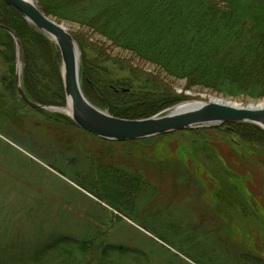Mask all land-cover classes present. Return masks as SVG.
<instances>
[{
    "label": "rangeland",
    "instance_id": "374dc122",
    "mask_svg": "<svg viewBox=\"0 0 264 264\" xmlns=\"http://www.w3.org/2000/svg\"><path fill=\"white\" fill-rule=\"evenodd\" d=\"M50 16L77 42L82 89L103 110L109 111L98 94L84 84L83 60L93 66L102 82L126 80L138 87L129 66L158 79L180 97L164 112L178 104L208 102L211 98L243 105L264 100L229 98L197 86L188 88L184 79L171 77L114 46L89 27ZM18 45L16 42L15 96L8 91V69L0 56V247L16 251V260L29 253L32 246L33 252L36 247L51 244L54 238L68 236L93 244L94 253L82 264H264L263 161L236 163L228 168L231 173L238 171L232 179L209 163L195 166L187 162V170L179 162L180 149L173 141H167L160 155H171L172 160L158 161L134 157L137 150L132 145L124 147L109 139L85 137L79 127L68 124L73 120L63 110L68 108L67 97L64 105L40 103L62 108L59 111L38 110L21 99L18 85L24 89L23 62ZM60 63L62 75L61 57ZM53 86L50 84L52 90ZM85 152L94 153L95 162L139 171L154 193L125 194L118 184L104 177L94 182L98 175L95 178L91 162H95ZM224 152L228 160L237 161L228 150ZM80 181L86 185H80ZM232 186L238 188L231 190ZM108 189L121 205L107 199ZM211 189L217 194L223 190L226 199L211 193Z\"/></svg>",
    "mask_w": 264,
    "mask_h": 264
},
{
    "label": "trees",
    "instance_id": "16d2710c",
    "mask_svg": "<svg viewBox=\"0 0 264 264\" xmlns=\"http://www.w3.org/2000/svg\"><path fill=\"white\" fill-rule=\"evenodd\" d=\"M37 1L47 14L89 27L114 46L135 54L171 77L184 79L188 88L197 86L229 98H264V0ZM0 24L13 31L12 36L0 28V56L8 69L10 80L6 84L10 95H16L17 42L26 94L39 103L64 105L66 94L58 47L3 0H0ZM92 67L86 60L82 61L84 84L90 92L98 94L113 115L148 117L180 99L172 88L131 66L127 67L140 84L138 87L127 84L126 80L102 82ZM50 84H54L53 90ZM68 124L79 127L73 121ZM79 132L100 140L82 128ZM112 141L124 147L132 145L137 150L132 153L134 157L158 161L172 160L171 155H160L167 141H173L180 149L179 162L187 170V162L195 166L209 163L217 172L229 174L227 177L238 176L237 170L232 173L229 170L238 162L244 165L264 162V130L251 123L202 126L138 140ZM224 150L232 153L237 161L228 160ZM102 167L93 164L91 170H95V178L98 175L94 182L99 183L104 177L109 183L118 184L125 194L154 193L139 171L111 162H104ZM202 170L207 178V170L204 167ZM212 186L215 185L212 183ZM235 188L238 186L230 189ZM108 192L107 199L113 205H121L110 189ZM218 193L215 194L219 198L224 195L223 190ZM91 244L88 240L63 236L54 238L51 244L36 247L33 252L34 246L30 247L29 253L16 260L13 256L16 251L0 247V264H82L94 253Z\"/></svg>",
    "mask_w": 264,
    "mask_h": 264
},
{
    "label": "water",
    "instance_id": "95a60500",
    "mask_svg": "<svg viewBox=\"0 0 264 264\" xmlns=\"http://www.w3.org/2000/svg\"><path fill=\"white\" fill-rule=\"evenodd\" d=\"M17 11L36 29L51 37L58 46L62 59V75L67 100L72 105V120L87 132L109 140L128 141L172 133L202 126H218L232 123H251L264 130V105L239 104L232 101L216 99L215 101L198 102L180 108L173 106L167 112L142 118H124L113 115L107 110L94 105L85 95L80 79V52L77 42L67 28L37 4L35 0H3ZM0 28L10 33L6 25ZM20 83V77L17 76ZM18 92L24 103L38 110L54 109L32 101L18 85Z\"/></svg>",
    "mask_w": 264,
    "mask_h": 264
},
{
    "label": "bare ground",
    "instance_id": "6f19581e",
    "mask_svg": "<svg viewBox=\"0 0 264 264\" xmlns=\"http://www.w3.org/2000/svg\"><path fill=\"white\" fill-rule=\"evenodd\" d=\"M27 1H32V0H27ZM216 99H219V98H211L212 101H215ZM197 103L198 102H185V103H182V104H179V105H180V108H184V107L191 106V105L197 104ZM232 103L235 104L236 102H232ZM260 103L262 104L261 106H263L264 105V100L262 102H260ZM63 110L66 111L68 114H72V105H71L70 99L68 100V108H64Z\"/></svg>",
    "mask_w": 264,
    "mask_h": 264
},
{
    "label": "flooded vegetation",
    "instance_id": "af4514ba",
    "mask_svg": "<svg viewBox=\"0 0 264 264\" xmlns=\"http://www.w3.org/2000/svg\"><path fill=\"white\" fill-rule=\"evenodd\" d=\"M73 122H74V121H73ZM87 133H89V132H87ZM89 134H91V133H89ZM91 135H93V134H91ZM99 138H101V137H99ZM102 139H104V138H102ZM90 150H91V149H90ZM88 151H89V150H88ZM84 154L87 155V157H89L92 161H94V162L96 161V160H95V155H94V153H91V152H88V153H87V152H85ZM96 163H98L99 165H102V166L104 165V161H102V162H100V163H99V162H95V163H93V164H96Z\"/></svg>",
    "mask_w": 264,
    "mask_h": 264
}]
</instances>
